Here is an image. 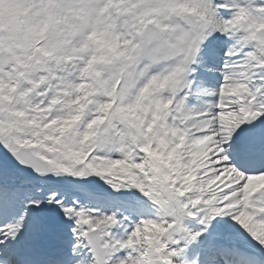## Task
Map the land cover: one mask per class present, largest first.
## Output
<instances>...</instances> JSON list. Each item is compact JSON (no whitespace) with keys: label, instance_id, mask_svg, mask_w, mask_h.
I'll list each match as a JSON object with an SVG mask.
<instances>
[{"label":"snow or ice","instance_id":"1","mask_svg":"<svg viewBox=\"0 0 264 264\" xmlns=\"http://www.w3.org/2000/svg\"><path fill=\"white\" fill-rule=\"evenodd\" d=\"M0 264H264V0H0Z\"/></svg>","mask_w":264,"mask_h":264},{"label":"clouds","instance_id":"2","mask_svg":"<svg viewBox=\"0 0 264 264\" xmlns=\"http://www.w3.org/2000/svg\"><path fill=\"white\" fill-rule=\"evenodd\" d=\"M10 6L8 4H2L0 5V11H3L5 14L9 12Z\"/></svg>","mask_w":264,"mask_h":264}]
</instances>
